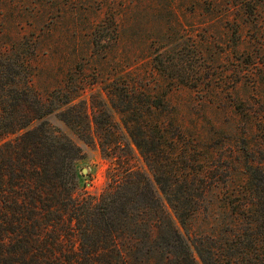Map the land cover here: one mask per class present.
<instances>
[{"label":"rangeland","instance_id":"1","mask_svg":"<svg viewBox=\"0 0 264 264\" xmlns=\"http://www.w3.org/2000/svg\"><path fill=\"white\" fill-rule=\"evenodd\" d=\"M19 36L33 88L55 107L67 97L100 107L102 93L120 121L162 101L155 119L179 127L183 166L213 183L189 232L229 243L246 165L264 161V0H0V44L13 49ZM48 121L83 149L79 195L100 196L109 168L100 149L57 114Z\"/></svg>","mask_w":264,"mask_h":264},{"label":"trees","instance_id":"2","mask_svg":"<svg viewBox=\"0 0 264 264\" xmlns=\"http://www.w3.org/2000/svg\"><path fill=\"white\" fill-rule=\"evenodd\" d=\"M22 43L0 44V264H264V161L246 165L229 243L193 235L189 223L213 183L183 166L179 127L155 119L162 101L149 117L125 111L120 121L102 93L100 107L71 97L55 107L33 88ZM54 114L109 162L100 196L79 195L84 152L51 125Z\"/></svg>","mask_w":264,"mask_h":264},{"label":"water","instance_id":"3","mask_svg":"<svg viewBox=\"0 0 264 264\" xmlns=\"http://www.w3.org/2000/svg\"><path fill=\"white\" fill-rule=\"evenodd\" d=\"M84 173H86V171H84Z\"/></svg>","mask_w":264,"mask_h":264}]
</instances>
